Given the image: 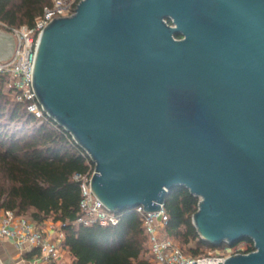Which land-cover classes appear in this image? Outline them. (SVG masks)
I'll return each mask as SVG.
<instances>
[{"label":"water","instance_id":"water-1","mask_svg":"<svg viewBox=\"0 0 264 264\" xmlns=\"http://www.w3.org/2000/svg\"><path fill=\"white\" fill-rule=\"evenodd\" d=\"M32 82L109 211L184 187L202 240L254 243L217 264H264V0H82L43 30Z\"/></svg>","mask_w":264,"mask_h":264},{"label":"trees","instance_id":"trees-1","mask_svg":"<svg viewBox=\"0 0 264 264\" xmlns=\"http://www.w3.org/2000/svg\"><path fill=\"white\" fill-rule=\"evenodd\" d=\"M51 3L0 0V27L10 31L32 26ZM6 82L7 77L0 75V210L14 211L38 224H60L71 264H152L149 239L135 210L120 213L117 225L84 226L77 222L81 187L73 176L88 170L83 149L55 121L31 113L29 102L7 95ZM199 201L188 189L178 186L168 193L164 205L167 237L185 245L194 243L187 251L194 258L205 248H218L202 240L193 224ZM243 241L249 244L245 254L255 250L252 240ZM35 254L39 250L25 257L30 259Z\"/></svg>","mask_w":264,"mask_h":264},{"label":"built area","instance_id":"built-area-1","mask_svg":"<svg viewBox=\"0 0 264 264\" xmlns=\"http://www.w3.org/2000/svg\"><path fill=\"white\" fill-rule=\"evenodd\" d=\"M81 1L52 0L51 5L35 18L32 26L23 25L8 31L15 38L16 46L8 59L0 60V75L7 77L4 91L18 102H29V111L39 119L48 118L38 100L32 82L33 66L40 36L54 19L72 16ZM72 139L78 145L73 136ZM83 151L88 170L84 174L76 173L73 176V179L79 182L81 187L80 216L77 222L84 226L117 225L121 218L120 213L109 211L93 193L92 179L96 172V164L87 151L84 149ZM133 210L142 219L145 234L150 243L152 264H193L195 261L201 264H217L223 263L232 256L220 254L200 258L186 256L182 249L165 233L168 223L165 206H162L159 212H147L144 206H138ZM45 225L46 223L38 224L30 218L18 216L14 211L0 210V239L13 241L20 250L36 248L39 250L40 258L50 264L62 257L60 255L62 244H59L58 239L64 240L65 237L60 226L59 229H56L57 238H52ZM237 254L241 253L234 255ZM0 264H6L1 254Z\"/></svg>","mask_w":264,"mask_h":264},{"label":"crops","instance_id":"crops-1","mask_svg":"<svg viewBox=\"0 0 264 264\" xmlns=\"http://www.w3.org/2000/svg\"><path fill=\"white\" fill-rule=\"evenodd\" d=\"M47 231L52 238H57L56 229L60 228V224L46 222ZM52 230H55L53 233ZM59 244H62L60 255L62 256L58 261L50 264H71L72 256L67 248L64 246V240L58 239ZM36 248H26L20 250L13 241L0 239V254L4 258L6 264H47L39 256L35 254L32 258L28 259L25 255L34 251ZM38 250V249H37Z\"/></svg>","mask_w":264,"mask_h":264},{"label":"rangeland","instance_id":"rangeland-1","mask_svg":"<svg viewBox=\"0 0 264 264\" xmlns=\"http://www.w3.org/2000/svg\"><path fill=\"white\" fill-rule=\"evenodd\" d=\"M0 31L6 32L10 35V37L13 39V42L8 43V47L13 46L12 48L15 49V46H16L15 38L8 31L3 30L2 27H0ZM52 232L54 233L55 230H52ZM171 240L184 251L186 256L190 255L187 251L190 247H193L194 243H191L189 245H185L179 240H176V239H171ZM248 246H249V244L247 242L241 241V242L235 244L234 246H229V247L224 246V247H218V248H205V249H203V252L195 258L207 257V256H216L219 254L224 255V256L234 255L236 253L245 254L244 251L247 249Z\"/></svg>","mask_w":264,"mask_h":264}]
</instances>
